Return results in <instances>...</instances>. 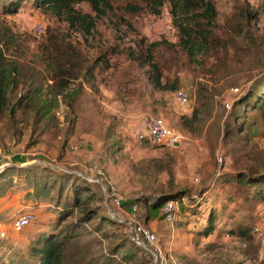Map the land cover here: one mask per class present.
<instances>
[{"label": "rangeland", "instance_id": "374dc122", "mask_svg": "<svg viewBox=\"0 0 264 264\" xmlns=\"http://www.w3.org/2000/svg\"><path fill=\"white\" fill-rule=\"evenodd\" d=\"M211 1L218 16L210 44L203 52L194 54L180 45V32L173 22L169 1L162 7L160 15L153 14L144 0H110L102 16H97L90 3L78 4L75 6L77 11L95 20V28L86 36L78 31H69L65 13L42 12L34 7L32 1H25L14 16L1 13L0 36L10 41V52L20 59L41 64L40 46L51 31L67 36L86 56L87 65L103 58L99 67L109 64L112 68L99 74V89L87 90L79 100L77 129L66 145L65 135L61 138L47 135L40 144L30 146L29 129L24 137L13 136L0 122V165L41 163L62 168L79 167L83 171L89 166L99 165L107 172L104 165L107 160H103V164L94 161L102 152H97L95 159L86 160L81 154L71 153L68 146L76 140L83 141L82 136L88 134L86 138L90 143L84 146L91 148V142L99 139L101 132L116 119L123 149L115 156V163L110 161L112 168L106 173V182L113 188L107 191L97 188V196L102 200L94 203L121 222L115 231L122 233L125 223L138 221L160 240V257L165 261L180 264H264V203L247 202L245 191L232 185L215 188V194H208L197 212L189 208L195 203L191 200L185 199L182 206L176 203L173 224L165 222L163 209L158 215L153 213L156 211L149 212L153 217L157 216L154 220L146 221L141 215L144 208H140L139 203H152L171 189H186L193 194L204 181L213 185L224 173H264V127H250L249 132L244 133L243 139L247 136L246 139L232 144L229 137H224L226 123H233V103L247 94L264 75V0ZM185 22L190 21L186 19ZM38 23L45 25L46 35L36 33ZM150 25L155 28L151 29ZM164 41L166 44L154 51V61L160 66L164 84L177 85L178 91L183 89L190 93L187 106L177 102V90L160 92L148 83L147 75L152 69L145 48ZM200 85L207 87L214 97L211 100L212 119L203 133L190 129L184 131L179 124L182 117H190L198 106ZM150 115L162 117L170 128L180 132L181 142L176 145L149 140L139 142ZM149 159L165 163L160 171L152 166L146 175L137 171L139 167L134 169L142 160ZM139 198L142 200L137 201ZM14 199L13 203L3 204L9 205L5 206L7 210L5 220L0 223V234L7 232L9 242L0 241V244H10L12 248L23 250L44 226L57 222V214L47 203L36 209L32 204L27 206L16 197ZM32 209L37 215L36 223L23 233L13 234L9 220ZM213 212L218 217L217 231L205 238L200 233ZM237 221L246 223L247 237L226 236L228 229L239 223ZM3 248L2 252L5 251ZM167 255L172 257L168 259ZM158 264H164V261L159 260Z\"/></svg>", "mask_w": 264, "mask_h": 264}, {"label": "trees", "instance_id": "16d2710c", "mask_svg": "<svg viewBox=\"0 0 264 264\" xmlns=\"http://www.w3.org/2000/svg\"><path fill=\"white\" fill-rule=\"evenodd\" d=\"M25 1H32L34 7L42 12L65 13L69 31H78L86 36L95 28V20L77 11L75 6L90 3L97 16H102L110 0H0V15L18 14ZM144 1L155 15H160L164 4L170 2L173 22L180 32V45L185 50L194 54L208 48L218 16L211 0ZM186 19L190 22H185ZM165 44L166 41L145 48L152 69L147 80L156 91H176L177 85L170 86L162 82L160 66L154 61V51ZM9 45L10 41L0 36V122L6 125L13 136L24 137L25 131L29 129L30 146L40 144L47 135L58 138L65 135L66 145L78 125L76 108L79 100L88 89H99V74L112 67L109 64L104 68L99 67L103 58L87 65L86 56L67 36H59L51 31L40 46L41 64L20 59L10 52ZM198 92V106L190 117H182V123L179 124L184 131L190 129L203 133L212 119L211 100L214 97L204 85L198 86ZM61 105L67 108L63 120L57 116ZM231 110L234 112L231 113L233 123L230 125L227 122L224 132V137H229L231 144L246 139L247 136L243 139L244 133H248L250 127H264V75L247 94L233 103ZM115 122L116 119H113L101 135L104 153L111 158H115L123 149L121 133L117 132ZM164 163L163 160H142L134 169L139 167L137 171L146 175L152 166L160 171ZM202 184L193 194H189L186 189H171L152 203H139L140 208H144L141 215L145 216L146 221L154 220L157 216L150 215V211H156L153 212L155 214L162 212L168 202L182 206L185 199L195 202L189 208L197 212L208 194L214 195L215 188L226 184L245 191L247 202L254 200L264 203V173L261 171L224 173L213 185H209L208 181ZM97 188L100 186L93 184L89 175L79 167L60 169L41 163L6 165L0 171V223L5 220V206L13 203L15 197L21 204H32L36 209L47 203L57 214V222L44 226L31 238L26 249L0 244L5 250L2 252L0 248V264H150L148 254L132 243L125 230L122 233L115 231L121 222L103 207L100 210L94 205L98 199L102 200L97 196ZM141 200L139 198L137 201ZM4 203L9 204L4 206ZM18 215H14L9 224ZM150 216L152 219H149ZM217 218L216 213H211L200 235L208 238L216 233ZM227 234L238 238L247 237L246 223L235 224L228 229ZM8 239L6 237L0 241L9 242Z\"/></svg>", "mask_w": 264, "mask_h": 264}, {"label": "built area", "instance_id": "2783aa9c", "mask_svg": "<svg viewBox=\"0 0 264 264\" xmlns=\"http://www.w3.org/2000/svg\"><path fill=\"white\" fill-rule=\"evenodd\" d=\"M150 27L151 29L155 28L154 25H150ZM35 31L38 35H44L46 34L47 29L45 25H43L42 23H38L35 26ZM235 91L238 92L239 89L236 88ZM190 99L191 96L187 90L181 89L176 92V100L180 105L187 106L190 103ZM227 107L229 108L230 105L227 104ZM66 109L67 108L64 105H61L60 110L57 112V116L60 119L64 118ZM182 138L183 137L181 133L174 128H170L162 117L150 115L145 123V130L139 137V142L143 143L144 141L149 140V142L151 141L152 143H168L171 145H176L181 142ZM81 148V143H73L69 144L68 146V149L71 153H78L79 151H81ZM4 167V165H0V171L4 169ZM59 168L65 169L62 167ZM84 171L89 175V180L93 184L99 185L102 191L103 189L104 191H107L108 189L113 188L108 182H106L108 181V177L103 167L99 165H92ZM176 213V203L168 202L163 208V216L165 222L173 224L176 220ZM36 220L37 215L35 213V210L32 209L23 211L12 222L11 230L13 234L23 233L30 226L34 225L36 223ZM125 224L126 225H124V230L128 233L132 243L148 254V256L152 260L150 264H158L159 260H163L164 264H180L177 261H165L162 257H160V240L157 239L155 233L152 230L142 226L136 220L130 221ZM0 236L1 238H5L8 236V233L3 231ZM226 236L229 237L228 234ZM167 256L168 259L169 257H172L170 255Z\"/></svg>", "mask_w": 264, "mask_h": 264}, {"label": "crops", "instance_id": "0c3cea01", "mask_svg": "<svg viewBox=\"0 0 264 264\" xmlns=\"http://www.w3.org/2000/svg\"><path fill=\"white\" fill-rule=\"evenodd\" d=\"M89 90V89H88ZM91 91V90H90ZM110 94H113V91H109ZM77 129V128H76ZM106 129V128H105ZM104 129V130H105ZM145 129V125L143 127V130ZM104 130L101 132V134L99 135V139H96L94 140V142H91L92 143V146L91 148L89 149H86L84 144L86 145H89V140L86 138L88 136L87 135H84L82 136V140L83 141H79V140H76L75 143H81L82 145V148H81V151H79L78 153H73V154H81L86 160H92V159H95L96 158V154L97 152H102L103 154L98 156L97 157V160H94V161H99L100 163L103 164V160H107L106 163H104V165L107 167V172L109 173L110 169L112 168V164L110 163L113 162L115 163V158H111L109 157L107 154L104 153V149H103V144L101 142V135L103 134ZM97 143V144H96ZM68 154L70 155V152L68 151ZM67 154V155H68ZM68 155V156H69ZM104 155V156H103ZM114 160V161H113ZM104 166V167H105ZM106 172V173H107ZM108 177V176H107ZM108 179V178H107ZM39 209V208H38Z\"/></svg>", "mask_w": 264, "mask_h": 264}]
</instances>
